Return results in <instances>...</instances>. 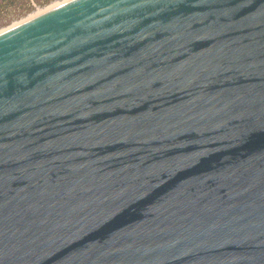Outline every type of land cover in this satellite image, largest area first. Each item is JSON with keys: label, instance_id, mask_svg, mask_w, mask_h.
Wrapping results in <instances>:
<instances>
[{"label": "water", "instance_id": "95a60500", "mask_svg": "<svg viewBox=\"0 0 264 264\" xmlns=\"http://www.w3.org/2000/svg\"><path fill=\"white\" fill-rule=\"evenodd\" d=\"M0 264H264V0L1 33Z\"/></svg>", "mask_w": 264, "mask_h": 264}, {"label": "rangeland", "instance_id": "374dc122", "mask_svg": "<svg viewBox=\"0 0 264 264\" xmlns=\"http://www.w3.org/2000/svg\"><path fill=\"white\" fill-rule=\"evenodd\" d=\"M68 1L70 0H17L13 3L12 1L0 0V32L3 33L9 28L28 21L29 18L33 19L43 14V12H48L47 10H52Z\"/></svg>", "mask_w": 264, "mask_h": 264}, {"label": "bare ground", "instance_id": "6f19581e", "mask_svg": "<svg viewBox=\"0 0 264 264\" xmlns=\"http://www.w3.org/2000/svg\"><path fill=\"white\" fill-rule=\"evenodd\" d=\"M70 1H71V0H70ZM68 2H69V1H68ZM57 5H58V4H57ZM55 6H56V5H55ZM49 7H50V6H49ZM51 7H52V6H51ZM47 8H48V7H47ZM55 8H56V7H55ZM48 9H49V8H48ZM46 10H47V9H46ZM50 10H51V9H50ZM50 10H47V11H50ZM43 13H44V12H43ZM37 14H38V13H37ZM35 15H36V13H35ZM35 15H34V16H35ZM32 16H33V15H32ZM29 19H30V18H29ZM29 19H28V20H29ZM31 19H32V18H31ZM24 22H25V21H24ZM21 24H22V23H21ZM14 25H15V24H14ZM18 25H19V24H18ZM15 27H16V26H15ZM12 28H14V27H12ZM12 28H9L8 30H10V29H12ZM6 31H7V30H6ZM4 32H5V31H4ZM0 33H2V32H0Z\"/></svg>", "mask_w": 264, "mask_h": 264}, {"label": "trees", "instance_id": "16d2710c", "mask_svg": "<svg viewBox=\"0 0 264 264\" xmlns=\"http://www.w3.org/2000/svg\"><path fill=\"white\" fill-rule=\"evenodd\" d=\"M4 1H7V2H13V3H15V1H17V0H4ZM36 1H38V0H36Z\"/></svg>", "mask_w": 264, "mask_h": 264}]
</instances>
